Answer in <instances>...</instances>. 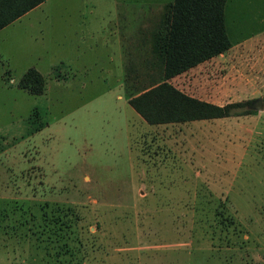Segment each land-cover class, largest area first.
I'll list each match as a JSON object with an SVG mask.
<instances>
[{
	"label": "rangeland",
	"instance_id": "1",
	"mask_svg": "<svg viewBox=\"0 0 264 264\" xmlns=\"http://www.w3.org/2000/svg\"><path fill=\"white\" fill-rule=\"evenodd\" d=\"M142 1L46 0L0 29V264H264V109L146 123L127 97L158 77L167 6L144 10L124 61L97 34ZM234 2L231 42L253 17L264 26V0ZM80 21L95 24L90 45ZM259 50L234 45L166 81L217 105L263 97ZM30 67L39 95L17 87Z\"/></svg>",
	"mask_w": 264,
	"mask_h": 264
},
{
	"label": "trees",
	"instance_id": "2",
	"mask_svg": "<svg viewBox=\"0 0 264 264\" xmlns=\"http://www.w3.org/2000/svg\"><path fill=\"white\" fill-rule=\"evenodd\" d=\"M44 1L0 0V29ZM225 1L172 0L166 5L162 22L152 34L156 54L152 65L158 67V77L127 97L128 105L146 123H180L255 113L245 109L248 101L217 105L187 96L166 81L231 46L223 20ZM17 87L39 95L44 80L30 67L19 77ZM262 100L264 107V95Z\"/></svg>",
	"mask_w": 264,
	"mask_h": 264
},
{
	"label": "crops",
	"instance_id": "3",
	"mask_svg": "<svg viewBox=\"0 0 264 264\" xmlns=\"http://www.w3.org/2000/svg\"><path fill=\"white\" fill-rule=\"evenodd\" d=\"M171 1L172 0H143L140 6L123 7L121 11L120 10L118 11L116 21H114L112 25L101 26L100 28H98L97 31L99 32L97 34L100 35V40H102L104 43H110L113 41V43L118 47V50L116 53L118 62L124 61L127 55L128 45L136 44L140 38L139 33L142 27V14L145 13V11L149 12L151 9L155 10V8L149 7L152 5L159 7V9L156 10V12L159 13L161 9H163L164 6L169 4ZM234 1L235 0H231V6L235 4ZM257 1L258 0H247V4L249 5L250 10H253L255 2ZM44 2L32 8L31 10H29L28 12H26L19 18L25 16L26 14H28L29 12H31L38 6H41ZM86 7H87L85 8L86 12L93 15L95 12V7L92 4L87 5ZM223 20H224V7H223ZM253 20L255 21L254 22L255 26L252 29V31L246 34V36L244 37H241V38L235 37L234 42H231L229 40L231 43V46L227 50H229L234 45H240V44H246V46H248L255 53L260 52L259 50L260 45H262V48H264V26L256 24V22L258 24L259 22L262 23L261 21H257V18L253 17ZM78 26L81 27L80 33L76 35L78 42L79 43L87 42L89 45L92 44L93 40L96 37V33H95L96 29H94L95 24L90 23V22L88 23L86 22L84 24L82 21H80L78 22ZM224 27H225V24H224ZM225 31H226V28H225ZM222 54L223 53H220L219 55H222Z\"/></svg>",
	"mask_w": 264,
	"mask_h": 264
},
{
	"label": "water",
	"instance_id": "4",
	"mask_svg": "<svg viewBox=\"0 0 264 264\" xmlns=\"http://www.w3.org/2000/svg\"><path fill=\"white\" fill-rule=\"evenodd\" d=\"M245 109L252 110L255 112L263 110L264 107L262 97H256L248 101V103L245 105Z\"/></svg>",
	"mask_w": 264,
	"mask_h": 264
}]
</instances>
